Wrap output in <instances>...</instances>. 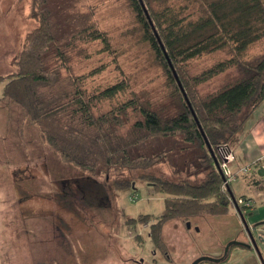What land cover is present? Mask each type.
<instances>
[{
	"label": "trees",
	"instance_id": "trees-1",
	"mask_svg": "<svg viewBox=\"0 0 264 264\" xmlns=\"http://www.w3.org/2000/svg\"><path fill=\"white\" fill-rule=\"evenodd\" d=\"M126 1L140 25L142 39L165 76L164 101H153L136 91L127 93L129 82L124 76L89 89L86 77L96 70L88 74L73 72L72 53L79 55L83 44L93 42L109 50L110 39L91 17L82 19L69 10L54 14L48 0H32L30 15L37 24L23 39L15 57V70L0 75V81H5L1 99L8 98L24 110L62 163L90 174L80 176L82 183L73 180L76 191L72 192L85 205L92 206L94 192L106 198L102 190L89 186L96 185L91 175L103 171L101 166L145 170L168 150L132 157V147L150 139L162 142L172 138L183 144L181 149L196 148L194 157L204 172L198 182L179 174L175 178L149 172L137 176L147 181L154 192L164 195L163 208L156 215L129 217L126 223L150 221L148 237L152 246L166 256V222L180 219L196 225L203 217L225 215L233 203L231 183L226 191L221 189L223 175L216 168L207 143L218 161V148L230 146L264 99V46L248 53L256 42L264 40V1L142 0L189 105L139 0ZM202 57L213 59L192 70L193 61ZM220 75L216 84L201 89ZM105 100L116 102L111 109L95 113L96 105ZM130 186L129 179L112 183L115 190ZM234 203L243 215L248 207L238 204L236 197ZM83 222L80 218L74 225L81 229ZM47 230L45 238L49 237ZM47 242L46 239L43 244ZM70 243V256L75 252L82 264H92L97 248L77 240ZM36 251L39 252L37 247ZM45 253L43 261L51 264L49 253ZM104 255L105 252L100 257Z\"/></svg>",
	"mask_w": 264,
	"mask_h": 264
},
{
	"label": "rangeland",
	"instance_id": "rangeland-1",
	"mask_svg": "<svg viewBox=\"0 0 264 264\" xmlns=\"http://www.w3.org/2000/svg\"><path fill=\"white\" fill-rule=\"evenodd\" d=\"M31 3L32 0H0V75H7L15 70V57L23 46V39L37 24L35 18L30 15ZM48 5L54 14L59 15L60 12L69 10L79 14L82 19L91 17L99 28L106 31L110 39L109 50H105L99 42H93L83 44L84 48L79 55L72 53L70 66L73 72L88 74L96 70L86 77L89 89L97 84L114 82L124 76L129 82L127 93L129 90L136 91L153 101H164L167 91L165 76L148 44L142 39L140 25L126 0H48ZM263 46L264 40H260L248 53L252 54ZM212 59L202 57L194 60L192 70L206 66ZM220 78L221 75L216 76L209 84L202 85L201 89L207 90ZM3 82L5 81H0V96ZM115 102L105 100L98 103L94 108L95 113L111 109ZM182 146L179 140L168 138L162 142L150 139L140 146L132 147V157L138 154L155 155L164 149L168 150H165L162 158L145 170L135 168L128 171L118 166L109 169L101 166L103 171L90 177L96 180L97 186L94 183L89 186L91 189L94 187L102 190L106 198L94 192L92 206L85 205L80 202L78 196L72 199L71 191H76L73 186L74 179L82 183L81 178L90 174L73 165L62 163L58 154L44 140L39 127L26 117L24 110L14 101L0 97V154L7 155L11 160L13 158L9 152H12L15 158L17 157L15 160H18L20 150L23 149V177L36 178L35 183L32 180L29 182H32L33 186L37 185L40 195L53 197L54 208L59 209L60 217L62 216L70 226L64 234L69 242L90 241L88 244L97 248L92 264H189L198 256L197 242L199 237L201 239V234L196 230V225L187 227L180 219L166 222L163 226L167 247L165 256L153 248L148 237L150 221L126 223L129 217L137 218L139 214L145 213L156 215L163 208L164 195L154 192L147 181L138 179L137 176L141 172H149L163 178L185 175L194 182L203 178L204 172L194 157L198 150L192 147L181 149ZM51 178L57 179L54 184ZM118 179H129L131 186L122 190L113 189L112 183ZM62 181H65L64 187ZM231 185L235 190L234 195H237L242 184L236 186L232 182ZM68 190L70 196H62L63 191ZM2 195L0 193V264H41L40 260L45 258V252L54 253L58 264H82L77 253L62 257L63 251L56 243L53 246L54 242L48 240L47 243L39 244V235L31 231L24 234L21 222L23 217L18 207L12 208L15 206L12 203L16 196L13 195L11 200L5 203L1 201ZM71 199L73 202H68ZM52 204L51 201L47 205L44 204V209ZM30 205L36 207L34 203ZM68 207L73 210L69 211ZM80 218L85 221V225L79 224L82 227L78 229L74 223ZM24 220V225L30 227V220ZM48 236L52 237L50 230ZM104 252L105 255L101 258L100 255ZM46 263L47 261L43 262Z\"/></svg>",
	"mask_w": 264,
	"mask_h": 264
},
{
	"label": "crops",
	"instance_id": "crops-1",
	"mask_svg": "<svg viewBox=\"0 0 264 264\" xmlns=\"http://www.w3.org/2000/svg\"><path fill=\"white\" fill-rule=\"evenodd\" d=\"M232 143L230 147L235 153V161L230 166L234 170L264 154V99L244 122ZM258 170L256 173L239 176L233 181L236 186L242 184L237 195H234L232 182L230 190L234 197L246 198L251 203V206L244 208L243 217L264 260V242L261 240L264 238V223H260L264 221V176ZM236 208L235 203H231L225 215L206 216L196 224L197 231L201 234V239L199 237L197 242V257H211L196 264H261L253 248L240 244L247 242L248 238Z\"/></svg>",
	"mask_w": 264,
	"mask_h": 264
},
{
	"label": "flooded vegetation",
	"instance_id": "flooded-vegetation-1",
	"mask_svg": "<svg viewBox=\"0 0 264 264\" xmlns=\"http://www.w3.org/2000/svg\"><path fill=\"white\" fill-rule=\"evenodd\" d=\"M9 154L13 159L9 160L7 155L0 154V193L3 194V199L1 201L6 203L11 200L13 195H15L16 199H13L14 201L12 200V205L14 204L15 206L12 208L14 209L15 207H18L19 212L23 217L21 222L24 234H27L30 231L36 233L40 236L38 240L39 244L46 239L50 242H54L53 246L56 243L63 251L61 254L62 257H69L71 243L67 240L64 234H66L65 231H68L70 226L64 221V219H62V216L60 217L59 209L56 210L54 208L55 206L53 205L55 204V201L53 200V197L49 195H45L44 197L41 196L37 185L33 186L32 182H29V180H32L35 183V180L37 179L23 177V149L20 150V158H18V160H15L17 157L15 158L12 152H9ZM56 180V178H51V181H53L52 184H54V181ZM61 183L62 187H64L65 181H62ZM62 196H70V191H63ZM71 196L72 199L75 197L73 192L71 193ZM72 199L68 202H73ZM50 201L53 204L44 209V204L47 205ZM31 203H34L36 207L34 208L30 205ZM56 203L59 205L58 202ZM71 209L73 210V208L68 207L69 211H72ZM73 213H75V211H73ZM25 218L26 220L28 218L32 223L30 227L24 225ZM45 228L50 230L52 237H44L43 234L46 232ZM54 249L56 250V248ZM49 256L51 264H58V258L54 253H49ZM40 262L43 264V257Z\"/></svg>",
	"mask_w": 264,
	"mask_h": 264
},
{
	"label": "built area",
	"instance_id": "built-area-1",
	"mask_svg": "<svg viewBox=\"0 0 264 264\" xmlns=\"http://www.w3.org/2000/svg\"><path fill=\"white\" fill-rule=\"evenodd\" d=\"M218 169L221 171L224 179L221 184V189L226 191L228 189V184L233 182L237 177L242 175H249L251 173H256V171L262 167L264 176V154L257 157L255 160L248 162L244 165L238 167L237 170L232 169L229 165L234 160V151L230 146L222 145L218 148ZM238 204H244L245 206H251V203L248 200H245L242 197L237 198Z\"/></svg>",
	"mask_w": 264,
	"mask_h": 264
},
{
	"label": "water",
	"instance_id": "water-1",
	"mask_svg": "<svg viewBox=\"0 0 264 264\" xmlns=\"http://www.w3.org/2000/svg\"><path fill=\"white\" fill-rule=\"evenodd\" d=\"M139 2H140V4H141V6L143 7V10H144V12H145V15H146L148 21L150 22L151 27H152L154 33H155L156 36H157V33H156L155 28H154V26H153V23L151 22V19H150L148 13H147V10H146V8H145V6H144L142 0H139ZM157 38H158V40H159V43H160V45H161V48L163 49V52H164V55H165V57H166V59H167V62H168V64H169V67L171 68L172 73L174 74V77H175V79H176V81H177V84L179 85L180 90H181V92L183 93L184 98H185L187 104L189 105V102H188V100H187V98H186V96H185V93H184L183 88L181 87V84H180V82H179V80H178V77H177L175 71H174V68H173V66H172V64H171V62H170V60H169V58L167 57V54H166L165 49H164V47H163V44L161 43V41H160V39H159L158 36H157ZM192 113H193V111H192ZM195 119H196V118H195ZM207 147H208L209 153L213 156L214 164H215L216 168L218 169V161L216 160V158H215V156H214V153H213V150H212V148L209 146L208 143H207ZM218 170H219V169H218ZM258 172H259V173H262V172H263L262 167L259 168ZM223 179H224V177H223ZM230 193H231V192H230ZM232 201H233V203H234V198H233V197H232ZM240 217H241V219H242V221H243V225H244V228H245V231H246V235H247L248 241H247V242H242V243L239 242V243H240V244H243V245H246V246L249 247V248H253V249L255 250V252L257 253L258 257H259V259H260V261H261V264H264V260H263V258H262V256H261V253H260L259 249H258V246H257L256 241H255V237H254V235H253V233H252L250 227H249V226L247 225V223L245 222L244 217H243V215H242L241 213H240ZM260 223H264V221H261ZM260 223H257V224H260ZM257 224H256V225H257ZM186 225H187V227H189V226H190V223L187 221V222H186ZM197 229H198V227H196V230H197ZM257 238H259V237H257ZM261 240L264 242V238H262ZM204 258H208V259H210L211 257H208V256L197 257V258L194 259L190 264H196L197 262H199L200 260H202V259H204Z\"/></svg>",
	"mask_w": 264,
	"mask_h": 264
}]
</instances>
